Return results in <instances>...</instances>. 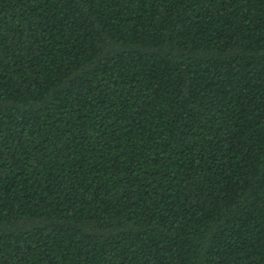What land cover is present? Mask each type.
Here are the masks:
<instances>
[{
    "label": "trees",
    "instance_id": "1",
    "mask_svg": "<svg viewBox=\"0 0 264 264\" xmlns=\"http://www.w3.org/2000/svg\"><path fill=\"white\" fill-rule=\"evenodd\" d=\"M0 264H264V0H0Z\"/></svg>",
    "mask_w": 264,
    "mask_h": 264
}]
</instances>
